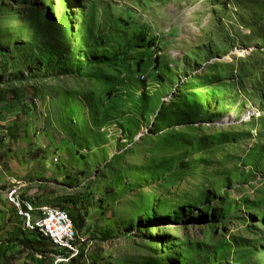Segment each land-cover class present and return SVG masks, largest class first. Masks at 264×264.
I'll return each mask as SVG.
<instances>
[{"label":"rangeland","instance_id":"rangeland-1","mask_svg":"<svg viewBox=\"0 0 264 264\" xmlns=\"http://www.w3.org/2000/svg\"><path fill=\"white\" fill-rule=\"evenodd\" d=\"M0 87L93 264H264V0H0Z\"/></svg>","mask_w":264,"mask_h":264},{"label":"crops","instance_id":"crops-1","mask_svg":"<svg viewBox=\"0 0 264 264\" xmlns=\"http://www.w3.org/2000/svg\"><path fill=\"white\" fill-rule=\"evenodd\" d=\"M19 99L18 91L13 88L2 91L0 87V264H53L60 251L37 233L24 230L23 221L7 201L9 190L17 189L19 199L32 201L39 208L53 206L66 210L78 237H85L84 233L90 239H93L90 236H100L93 228L101 225L92 227L91 222L98 223L99 219L90 218L95 212H88L89 201L80 199L78 210L62 199L66 197L63 188L73 189L71 185L82 182L78 179L72 182V176L78 178L83 166L76 161L71 149L19 128L22 125L19 121L21 110L16 104ZM92 258L88 252L81 251L79 258L71 264H93Z\"/></svg>","mask_w":264,"mask_h":264},{"label":"bare ground","instance_id":"bare-ground-1","mask_svg":"<svg viewBox=\"0 0 264 264\" xmlns=\"http://www.w3.org/2000/svg\"><path fill=\"white\" fill-rule=\"evenodd\" d=\"M10 197H14V203H10V204L14 207V209L17 211V215L23 221L24 229H26V231L37 233L43 239L51 242L54 248L60 251V254L54 258L53 264H71V258L69 256L60 257L61 251H66V248H68V244H77L73 246L72 261L79 258L80 252L84 249L83 242L80 241L74 229L73 223L66 210L53 206H46L39 208L32 201H28V200L24 201L19 199L17 195V189H11L8 191L7 193L8 202ZM61 212L66 213L67 218L71 222L70 233H69V237H67V241L63 240V237L60 236L57 228H50L49 230H47L44 224H40V218L42 217V214L56 215L57 213H61ZM35 213H39V216L35 217L34 216ZM26 216L31 217L30 222L26 220Z\"/></svg>","mask_w":264,"mask_h":264},{"label":"built area","instance_id":"built-area-1","mask_svg":"<svg viewBox=\"0 0 264 264\" xmlns=\"http://www.w3.org/2000/svg\"><path fill=\"white\" fill-rule=\"evenodd\" d=\"M9 203H14V197L9 198ZM8 203V204H9ZM31 217L26 216V220L30 222ZM70 221L67 218V214L64 212L57 213L56 215H44L40 218V224H44L46 229L57 228L60 236L63 237V240L67 241V237H69L70 233ZM77 244H68V248L66 251H61V256H69L71 258L72 263V255H73V246Z\"/></svg>","mask_w":264,"mask_h":264},{"label":"trees","instance_id":"trees-1","mask_svg":"<svg viewBox=\"0 0 264 264\" xmlns=\"http://www.w3.org/2000/svg\"><path fill=\"white\" fill-rule=\"evenodd\" d=\"M41 237V236H40ZM42 238V237H41Z\"/></svg>","mask_w":264,"mask_h":264}]
</instances>
